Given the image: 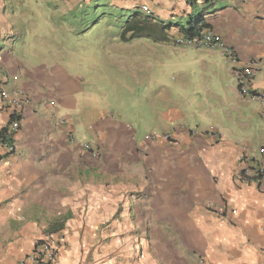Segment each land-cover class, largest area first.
Wrapping results in <instances>:
<instances>
[{
  "label": "crops",
  "instance_id": "crops-1",
  "mask_svg": "<svg viewBox=\"0 0 264 264\" xmlns=\"http://www.w3.org/2000/svg\"><path fill=\"white\" fill-rule=\"evenodd\" d=\"M138 1L139 10L147 16L142 11L147 8V18L169 27L167 35L175 41L183 38L180 30L189 21L203 16L208 30L234 52L236 64L218 50L231 71L254 61L258 72L250 89L264 92V0H214L211 8L201 2L189 5L187 0ZM13 29L1 11L0 72L7 90L24 91L30 104L12 138L13 151L0 145V264H19L47 233L60 238L59 264H138L107 262L103 257L105 246L99 240L106 234L102 225L106 219L104 187V194H99L100 182L85 176L106 172L103 155L94 160L68 138L70 116L76 110L74 96L81 92L82 79L73 77L46 53L26 57L24 48H18L19 41L9 37ZM185 43L194 47L192 42ZM197 50L193 62H199L202 69L213 68V50ZM236 92L243 128L249 130L253 124L262 140L257 148L230 142L217 132L197 140L184 138L189 147L163 157L164 178L177 180L180 191L175 199L165 196L167 204L181 206L176 212L180 217L177 233L184 257L177 264H264V184L240 181L239 171L245 166L238 161L241 155L249 159L250 175L256 167L264 169V152H260L264 109ZM10 115V109L0 102V130ZM109 135L96 148L99 154L106 152L105 141L116 138L121 147L130 140L123 132ZM124 152L113 149L117 157ZM175 158L178 168L171 171L169 164ZM94 188L97 198L91 201L89 193ZM88 237H98L96 248Z\"/></svg>",
  "mask_w": 264,
  "mask_h": 264
},
{
  "label": "rangeland",
  "instance_id": "rangeland-1",
  "mask_svg": "<svg viewBox=\"0 0 264 264\" xmlns=\"http://www.w3.org/2000/svg\"><path fill=\"white\" fill-rule=\"evenodd\" d=\"M140 3L0 0V12L13 24L9 37L19 41L26 57L46 53L82 79L81 92L74 96L76 110L70 116L68 138L75 148L95 150L94 160L103 155L106 168L100 176L85 174L100 182L99 194L105 192L106 197L102 223L106 234L100 240L88 237L91 246L96 248L99 240L107 262L177 264L184 257L177 233L176 212L181 206L167 204L165 196L175 199L180 191L177 180L164 178L163 157L189 147L184 138L197 140L217 132L241 146L257 148L262 140L253 124L249 130L243 128L236 79L218 47L179 45L170 35V44L122 35L134 14L148 17L139 10ZM197 49L213 50V68L202 69L193 62ZM119 132L130 140L121 147L116 138L105 141L106 152L99 154L96 148L104 144L102 138ZM114 145L126 152L117 157ZM169 167L177 170L176 158ZM96 196L94 188L90 200Z\"/></svg>",
  "mask_w": 264,
  "mask_h": 264
},
{
  "label": "built area",
  "instance_id": "built-area-1",
  "mask_svg": "<svg viewBox=\"0 0 264 264\" xmlns=\"http://www.w3.org/2000/svg\"><path fill=\"white\" fill-rule=\"evenodd\" d=\"M142 11L150 16V11L147 8H142ZM185 40L181 37L176 39V44L182 45ZM197 47H218L221 51V55L233 64L237 63L234 52L223 43L220 36L216 35L211 30H203L200 36L193 42ZM258 67L254 61L249 62L240 69H234L233 75L236 79L237 89L240 96L248 101L256 102L260 108L264 109V92L255 91L250 89V84L257 75ZM0 102L6 105L10 109V116L13 118L9 123L2 129L5 131L4 137L6 141L1 143L8 152H12L14 149L12 138L20 128V121L23 112L26 107L30 104V97L22 90H16L10 93L7 90L6 78L0 72ZM0 130V132L2 131ZM71 143L73 141L71 140ZM81 149L89 154L91 158L96 157L95 150L90 149L87 146H81ZM264 152V147L260 150ZM240 164H244L239 171V180L242 182L253 183L257 186L264 184V169L256 167L253 175L249 172V159L241 155L238 158ZM252 176V177H251ZM59 249H60V238L53 234L47 233L43 239L35 243L33 251L21 259L19 264H59Z\"/></svg>",
  "mask_w": 264,
  "mask_h": 264
},
{
  "label": "trees",
  "instance_id": "trees-1",
  "mask_svg": "<svg viewBox=\"0 0 264 264\" xmlns=\"http://www.w3.org/2000/svg\"><path fill=\"white\" fill-rule=\"evenodd\" d=\"M214 0H187L189 5L201 2L205 7L211 8ZM2 9V8H1ZM210 29V26L205 23L203 16H199L194 21H189L186 26L180 30L186 42H193L196 38L200 36L201 31ZM169 27L162 26L158 23L153 22L150 18H139L137 14L127 21L123 27L122 35L125 33H130L132 37L135 38H151L155 42L163 43L168 42L167 32ZM13 118L10 117V120ZM5 131L0 132L1 143L6 141L4 137Z\"/></svg>",
  "mask_w": 264,
  "mask_h": 264
}]
</instances>
